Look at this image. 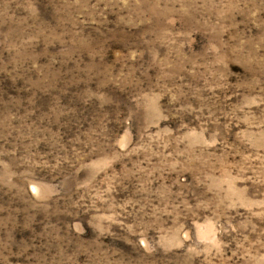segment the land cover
Wrapping results in <instances>:
<instances>
[{
    "label": "rangeland",
    "instance_id": "obj_1",
    "mask_svg": "<svg viewBox=\"0 0 264 264\" xmlns=\"http://www.w3.org/2000/svg\"><path fill=\"white\" fill-rule=\"evenodd\" d=\"M0 264H264V0H0Z\"/></svg>",
    "mask_w": 264,
    "mask_h": 264
}]
</instances>
